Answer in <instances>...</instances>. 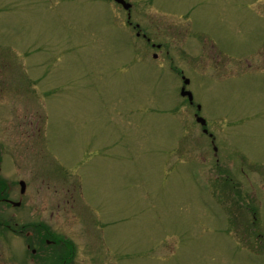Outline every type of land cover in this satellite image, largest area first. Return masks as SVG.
<instances>
[{"label":"rangeland","instance_id":"obj_1","mask_svg":"<svg viewBox=\"0 0 264 264\" xmlns=\"http://www.w3.org/2000/svg\"><path fill=\"white\" fill-rule=\"evenodd\" d=\"M127 1L165 29L164 49L128 33L110 0H0V173L13 200L18 179L28 190L10 212L58 214L96 264H264L240 236L255 227L264 242V47L243 60L262 43L264 0ZM188 26L229 57L192 56ZM252 198L255 226L239 203Z\"/></svg>","mask_w":264,"mask_h":264},{"label":"flooded vegetation","instance_id":"obj_2","mask_svg":"<svg viewBox=\"0 0 264 264\" xmlns=\"http://www.w3.org/2000/svg\"><path fill=\"white\" fill-rule=\"evenodd\" d=\"M124 1L128 2L127 0ZM110 2H113V6L116 9L121 8L123 10L122 5L115 3L113 0H110ZM141 3L143 4L146 2L139 1V4ZM135 5L137 4L135 3L132 6V4L129 3L127 9L124 10L126 12V25L128 27L127 32L129 33L131 30L133 36L136 39L144 40L145 44L152 48V50L164 49L165 44L162 41V35L165 32V29L163 27L152 28V26L149 25L153 22L152 17L150 15V11L146 10L148 8L144 7L143 5H140L141 7ZM251 24H253V22H251ZM167 25L168 24L165 25L166 34L169 35L170 30L172 29L170 28V26ZM191 26L182 29H186L184 38L188 37V40L185 41V44L188 49L192 51V56L199 59H202L205 56L214 57L215 54H218V48L221 54L225 55L226 57H229L227 52H222L219 49L217 41L214 38L215 36L213 35V32H211L210 30H208V32L206 30H200L197 31V33H194ZM173 29H177L179 33L181 31L180 24L178 23V26L177 24H174ZM208 43H210V49L212 48L214 50L213 55L210 54L206 49ZM263 47L264 34L262 38V43L254 48V52L251 53L250 50L249 52L245 53V56H243V60L246 66H249V56H259L260 50ZM152 57L156 58L157 53H152ZM164 57H166V59L172 62L173 57L169 55L167 49L164 50ZM24 73L25 75H27L26 71ZM175 73H178L180 78L183 76V71L181 68H177V71H175ZM181 98L186 100V104L194 106V109L196 111H199L200 108H197L198 104L193 101V97L191 101H188L187 96H182ZM196 111L193 113V115L196 114ZM29 124H33V122L30 120ZM37 124L38 121L34 123L36 129ZM36 135H39V132H36ZM207 135L212 139V142L213 138L211 137V135ZM7 149L8 148L6 146V154ZM19 181H22L24 183L22 179H18L16 181L17 184L19 183ZM12 183L15 184L14 181ZM239 187L240 189L244 188L241 186ZM245 187L251 188V185ZM11 189V181L8 179L7 174L5 180V178H3L0 173V264H96L97 260L95 252L91 253L88 250L89 248H87L83 241H81L80 239L81 235H78L77 238L81 241L80 244L82 246V252L79 251L78 246L80 244H77V238L74 237L72 234H70L69 236L63 230L60 229L62 225L60 224L61 220L58 219V214L49 212L48 214L37 213L36 215H29L28 213L16 214L10 212L11 208H22L24 210L25 201L27 198L25 192L28 191L26 190V185L24 183L23 193H20L19 191L21 195L17 200L19 204L13 205V203L17 201L12 199L10 195L12 192ZM66 194L68 197H64L65 199H62L64 203H68L70 200H74L73 188L72 190L67 188L64 191L63 195L66 196ZM239 201H241L239 203L240 205H242L243 209H245L244 213L250 217V226H255V222L257 219L256 216L257 214H259V208L262 204V199H253L252 202L254 203H251L250 201L248 202L245 199H239ZM90 223L91 225H96L98 227H101V225L106 224V222L102 221L100 217L91 219ZM240 236L242 238V242L245 241L246 243H250L248 244L249 249L246 248L247 251H250L252 252V254L255 255H260L264 253V242L262 241L259 229L255 227H249L246 230H242Z\"/></svg>","mask_w":264,"mask_h":264},{"label":"water","instance_id":"obj_3","mask_svg":"<svg viewBox=\"0 0 264 264\" xmlns=\"http://www.w3.org/2000/svg\"><path fill=\"white\" fill-rule=\"evenodd\" d=\"M115 1H118L119 3L123 4L125 8H127L129 6V4L125 3L123 0H115ZM183 82H184V84H187L188 80L185 79ZM180 93H181V95H187L188 100L191 101V94L188 91L184 90L183 87L181 88ZM197 122H199L201 125H204V120L200 117L197 118ZM19 184H20V192L22 193L24 191V183L22 181H20ZM14 205H18V202L14 203Z\"/></svg>","mask_w":264,"mask_h":264}]
</instances>
